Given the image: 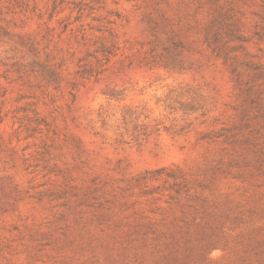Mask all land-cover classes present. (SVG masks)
<instances>
[{
	"label": "rangeland",
	"instance_id": "374dc122",
	"mask_svg": "<svg viewBox=\"0 0 264 264\" xmlns=\"http://www.w3.org/2000/svg\"><path fill=\"white\" fill-rule=\"evenodd\" d=\"M0 264H264V0H0Z\"/></svg>",
	"mask_w": 264,
	"mask_h": 264
},
{
	"label": "trees",
	"instance_id": "16d2710c",
	"mask_svg": "<svg viewBox=\"0 0 264 264\" xmlns=\"http://www.w3.org/2000/svg\"><path fill=\"white\" fill-rule=\"evenodd\" d=\"M53 9H55V7H53ZM73 10H74V9H73ZM73 10H71V13L73 12ZM62 11H63V10H62ZM58 13H59V12L54 13V11H53L52 14L50 15V19H52V18L55 16L54 14H58ZM67 26H68V25H65V26H64V28H65L64 31L66 30ZM108 34H109V36H112L111 33H108ZM114 49H115V45H114L112 39L109 40V44H108V45H106V44H102V45L100 46V52H101L102 55L105 57L106 62L108 61L109 57L112 56V55L114 54V53H113ZM96 61H97V63H98L100 60L96 59ZM83 72H84V73H88V72H86L85 70H84ZM89 72H90V71H89ZM95 72L99 73V72H100V69H99L98 71H95Z\"/></svg>",
	"mask_w": 264,
	"mask_h": 264
}]
</instances>
